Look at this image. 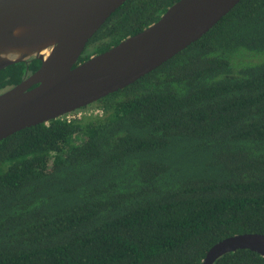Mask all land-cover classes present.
<instances>
[{
	"label": "trees",
	"instance_id": "obj_1",
	"mask_svg": "<svg viewBox=\"0 0 264 264\" xmlns=\"http://www.w3.org/2000/svg\"><path fill=\"white\" fill-rule=\"evenodd\" d=\"M177 1L126 0L75 65ZM39 66L0 70V93ZM71 114L0 140V264H202L225 238L264 235V0H240L159 67ZM213 264L264 257L237 250Z\"/></svg>",
	"mask_w": 264,
	"mask_h": 264
},
{
	"label": "water",
	"instance_id": "obj_2",
	"mask_svg": "<svg viewBox=\"0 0 264 264\" xmlns=\"http://www.w3.org/2000/svg\"><path fill=\"white\" fill-rule=\"evenodd\" d=\"M125 1L0 0V70L40 61L35 72L0 93V140L127 87L198 40L240 0H179L155 23L75 65L91 36ZM237 250L264 257V235L225 238L202 264Z\"/></svg>",
	"mask_w": 264,
	"mask_h": 264
},
{
	"label": "rangeland",
	"instance_id": "obj_3",
	"mask_svg": "<svg viewBox=\"0 0 264 264\" xmlns=\"http://www.w3.org/2000/svg\"><path fill=\"white\" fill-rule=\"evenodd\" d=\"M91 113H93L90 109L89 110H86V111H81L80 113H77V115L79 114H81V116L82 115H84V114H86V115H88V114H91ZM94 113H95V111H94Z\"/></svg>",
	"mask_w": 264,
	"mask_h": 264
},
{
	"label": "built area",
	"instance_id": "obj_4",
	"mask_svg": "<svg viewBox=\"0 0 264 264\" xmlns=\"http://www.w3.org/2000/svg\"><path fill=\"white\" fill-rule=\"evenodd\" d=\"M78 113H80V112H78ZM72 115H73V114H71V115H70V114L65 115V118H66V119H70V118L73 117ZM76 115H77V114H76ZM77 116H81V114H80V115L78 114ZM63 117H64V116H63Z\"/></svg>",
	"mask_w": 264,
	"mask_h": 264
}]
</instances>
